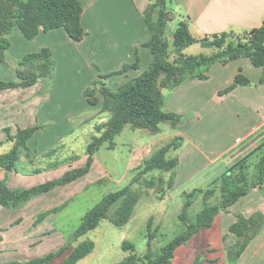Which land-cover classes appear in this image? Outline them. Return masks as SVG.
Instances as JSON below:
<instances>
[{"label":"trees","instance_id":"16d2710c","mask_svg":"<svg viewBox=\"0 0 264 264\" xmlns=\"http://www.w3.org/2000/svg\"><path fill=\"white\" fill-rule=\"evenodd\" d=\"M169 2L170 0H154L144 16L151 33L145 46L150 48L154 55L150 65L140 75L117 88H111L103 83L93 89L86 90L89 103L110 114L106 122L96 127L98 134L94 135L87 145L86 163L83 166L67 170L61 176L29 187H11L8 184L9 174L6 173L5 177L0 180V206L5 208L23 206L37 196L83 178L91 171L96 154L101 147L109 143V148H114L115 137L127 125L134 129L149 130L153 134H158L161 131L162 123L177 127L184 117L165 108L164 89L173 90L193 79H207V72L217 62L227 64L242 57L249 58L254 66L262 68L260 83H264V21L259 27L253 28L244 35L223 32L212 37L198 39L192 35L189 23L185 20H182L176 29H169L172 20ZM82 15L83 5L80 0H0V61L5 60V53L11 46L8 36L16 29H19L25 38L32 40L41 32L63 28L74 41H82L86 36ZM171 31L172 36L169 37ZM199 41L214 47L215 51L198 54H187L184 51L185 48ZM139 60L140 58L137 56L134 63H126L121 70L111 72L103 77L120 75L130 68L137 69ZM19 64L21 68L17 69L18 78L16 80L0 79V92L35 85L40 79L53 73L55 61L52 50L44 47L40 51L24 55ZM251 83V79L240 70L232 84L221 90L220 93H228L238 86ZM38 128V126L19 128L16 134H12L8 127L5 129L6 141L12 142L13 147L8 152L0 154V168L7 169V166L11 165L15 169L22 157L23 150H26L30 156L28 141ZM180 139L181 137H176L160 147L151 157L144 159L137 167V174L128 185L103 196L83 215L81 224L63 246L49 252L44 257L12 261L7 264H49L55 257L63 255L66 251L68 253L60 264H76L85 258L95 249L96 243L93 240L82 241L75 245L74 243L87 232L96 229L103 219L108 218V212L116 202L120 201V206L110 217V220L119 227L126 225L133 217L142 198L141 191L134 187L135 183L143 181L149 188L158 187L159 183L156 178L148 179L144 178V175L155 170L168 172L176 169L179 159L170 157L169 153L181 145ZM263 145L264 142L254 151L238 159L212 182L211 188L206 190L195 188L185 193V203L178 215L185 228L163 245L159 251L154 250L153 241L156 233L150 230L147 250L144 254L136 253L134 245L125 241L123 248L128 253L121 261L114 264H169L174 258L175 250L180 245L188 243L202 228L212 226L215 217L221 211H228L255 187H260L264 191V155L254 164L253 175L250 174L249 161V157L255 151L262 149ZM173 179L172 177L168 184L170 188L173 187ZM162 182L164 183L161 178L160 183ZM161 185L163 186V184ZM162 190L160 189V191ZM218 192L220 193L218 202L209 203L208 200ZM200 195H202L205 205L195 217H192L189 209ZM66 206L67 201L51 210L41 212L36 222L43 220L49 213L63 210ZM258 224L259 221L255 216L249 218L241 214L237 216V221L230 227V231L237 236L236 243L227 250L230 261L235 262L240 257L249 241L257 233ZM152 227L153 217H150L148 228Z\"/></svg>","mask_w":264,"mask_h":264},{"label":"rangeland","instance_id":"374dc122","mask_svg":"<svg viewBox=\"0 0 264 264\" xmlns=\"http://www.w3.org/2000/svg\"><path fill=\"white\" fill-rule=\"evenodd\" d=\"M181 21H173L169 29H176ZM64 33L67 41L53 39L50 42V44L55 45L53 46L54 51L50 48L55 61L53 73L40 79L29 89L23 88L16 91L12 98H9L11 95L6 97L8 100H43L44 107L50 113H54L53 119L43 120L45 114L37 115V118L34 116L29 117L27 127H39L28 141L30 156L26 150H23L22 157L16 164L15 169L0 168L2 174L8 173L10 175L9 184L11 187H28L37 181L41 183L61 176L73 167L83 166L88 156L86 153L87 145L91 142L93 136L98 134L96 127L106 122L110 117L108 112H103L97 106L89 103L86 90L93 89L103 83L111 88H117L118 82L124 79L123 75L135 69L130 68L121 75L103 77L113 70H121L123 66L122 68L107 69L106 60L101 58L97 45H93V40H89L82 45L81 41H74L65 31ZM21 36L25 40L22 33ZM171 36L172 31L169 33V37ZM205 36V34H202L196 36V38L203 39ZM8 38L11 46L5 53V60L0 61V79L16 80L18 78L17 69L21 68L20 59L31 51H40L48 46L45 44L44 47L39 46L43 42L47 43L43 37L36 41L25 40L26 44L21 39L14 37V33L10 34ZM230 39L233 38L230 37ZM28 49L30 52H26ZM184 51L187 54L213 53L215 48L211 46L203 47L202 42L199 41L185 48ZM208 79L209 75L207 79L200 80ZM225 88H222V90ZM184 93V88H179L175 92L174 90L164 89L166 100L173 96V98H178L177 100H198L195 93L189 99H183ZM38 107H43V105H38ZM184 118L188 119L182 121L185 127L189 125V122L191 128L194 127L191 124L194 121L189 117ZM226 122L228 121L223 122V127ZM247 123L248 121H244L245 125ZM9 125L11 127L10 122ZM161 128V134L156 135L149 130L134 129L127 125L115 137L114 148H109V143L101 147L96 154L91 171L85 177L63 187L55 196H52L55 199L65 197L64 202L67 201V206L56 213H49L43 220L36 222L41 212L51 210L62 203L52 208L40 209L33 216L28 217L24 223L23 220L15 219L18 215L24 214L25 209L34 208V201L17 208L0 206V240L4 238L3 235H8L10 232H13L14 236L16 228L20 226L23 227L24 232L22 234L28 237V244L25 243L26 245L12 243L11 247H4V243H0V246H2L0 248V264L44 257L49 251H55L58 249L56 247L63 246L72 237L74 231L81 224L83 215L89 209L109 192L122 188L131 182L138 172L137 163L151 157L160 147L176 138L167 136L175 131L170 124L162 123ZM18 129H16L15 134ZM232 130L233 127L230 128V132ZM203 138L204 135L200 142L197 141L198 143L196 142L192 146V151H200V153L202 152L201 155L205 157L207 142ZM179 141L181 145L169 153L170 157L179 158L183 148L189 144L184 143L183 137ZM12 147V142L5 141L0 144V152L6 153ZM221 164L223 163H219L215 168L210 166L209 168L200 169L187 182L177 184L178 186L172 188L168 185L172 177L174 178L176 174H179V176L186 178L192 170L181 169L179 163L173 171L155 170L144 175V178H156L159 183L158 187L149 188L143 181L135 183L134 187L141 191L142 198L133 217L126 225L116 226L111 222L110 217L119 208L120 201L113 204L108 212V218L103 219L96 229L87 232L74 243L75 245L86 240H93L96 243L95 249L76 264H114L119 262L128 253L123 248L125 241L134 245L136 253L144 254L147 250L150 230L156 233L153 241L154 250L159 251L163 245L185 228L183 222L178 218V214L181 213L185 203L184 191L190 192L196 187H208L209 180L207 179L213 173L221 175L223 171ZM253 173L254 170H250V174L253 175ZM161 178L164 183H160ZM160 189L163 190L160 191ZM219 194L218 192L217 195L211 197L208 202L217 203ZM204 205L202 195L198 196L189 209L190 215L195 217ZM151 216H153V227L150 229L148 228V221ZM45 222H48V224H44ZM158 223L159 225H157ZM42 225L56 227L46 229L45 232L38 231ZM67 253L68 251L55 257L49 264H60ZM228 260L230 261L229 258ZM200 262L201 258H198L197 263L195 261L194 264H201ZM230 262L234 263L233 261Z\"/></svg>","mask_w":264,"mask_h":264},{"label":"crops","instance_id":"0c3cea01","mask_svg":"<svg viewBox=\"0 0 264 264\" xmlns=\"http://www.w3.org/2000/svg\"><path fill=\"white\" fill-rule=\"evenodd\" d=\"M153 1L80 0L83 5L82 23L87 32L81 41L82 45L93 40V45H97L101 58L106 60L107 69L122 68L126 63H133L137 56L140 58L139 68L123 75L124 79L118 82L119 85L140 75L154 59L150 48L145 46L151 37V33L144 19ZM169 3L172 18L170 24L173 21H187L190 31L195 37L202 34H205V37H212L214 34L223 32L244 35L253 28L259 27L264 21V0H170ZM64 31L65 29L58 28L49 32H41L32 40L27 38L25 40L36 41L43 37L47 43L43 42L39 46L44 47L46 45L54 51L53 46L55 45L50 44V42L53 39L67 41ZM21 33L17 29L14 32V37L21 39L26 44L27 42L23 40ZM202 46L207 47L203 43ZM26 52H30L29 49ZM240 70L250 77L252 83L238 86L228 93L221 94L222 88L230 85ZM207 73L209 75L208 80H189L173 89L175 92L179 88H184L183 99H189L195 93L198 100H177L178 98H173L174 96L166 100L165 108L168 111L179 113L194 121L191 123L194 125L192 128L190 122L186 127L183 122L177 127L171 126L175 131L167 135L168 137H183L184 143H189L183 148L180 157L177 158L181 169H191L192 172L186 178L176 174L173 179V187L187 182L198 170L210 166L215 168L221 162L223 163L221 164L222 175L238 159L254 151L264 142V83H260L262 68L254 66L249 58L242 57L227 64L217 62L212 65ZM20 89L23 88L0 92V144H3L7 139L5 131L7 127L10 128L12 134H15L16 129L27 127L30 116L37 118V115L45 114L43 120L53 119L54 113H50L44 107L43 100L6 99L8 95H11L9 98H12L14 93ZM38 105H43V107H38ZM183 120L188 119L184 118ZM225 121L228 122L223 127ZM244 121H248V123L245 125ZM232 127L233 130L230 132ZM161 132L162 128L156 135H160ZM203 135V140L207 142L205 157L201 155L202 152L200 153V151H192V146L197 141L200 142ZM208 137L209 139H207ZM263 149L264 145L262 149L255 151L249 157L250 170L254 169V164L264 155ZM0 154L2 153L0 152ZM141 163L142 161L137 165L139 166ZM193 169L196 170L193 171ZM221 175L213 173L207 179L209 180L208 187L196 188L205 190L211 188L212 182ZM4 177L5 173L0 172V180ZM9 177L10 175L8 176V184L10 183ZM37 183L40 182L37 181L34 184ZM65 186L57 187L51 192L30 200L28 204L34 201V208L25 209L24 214L18 215L15 220L20 219L24 223L28 217L33 216L40 209L52 208L63 203L65 197L55 199L52 196H55ZM239 214L247 218L255 216L259 224L256 229L257 233L249 241L243 253L234 263H231L227 258V250L236 243L237 236L230 231V227L237 221ZM44 224H48V222ZM55 227L42 225L38 231L45 232L46 229ZM22 228V226L16 228L14 236L13 232L3 235L4 238L0 240V243H4V247H11L16 243L28 244V237L22 234L24 232ZM198 257L201 258V264H264L263 189L260 187L251 189L228 211H221L215 217L212 226L202 228L188 243L180 245L175 250L174 258L169 264H194Z\"/></svg>","mask_w":264,"mask_h":264},{"label":"water","instance_id":"95a60500","mask_svg":"<svg viewBox=\"0 0 264 264\" xmlns=\"http://www.w3.org/2000/svg\"><path fill=\"white\" fill-rule=\"evenodd\" d=\"M11 169H12L11 165H8L7 170H11Z\"/></svg>","mask_w":264,"mask_h":264}]
</instances>
